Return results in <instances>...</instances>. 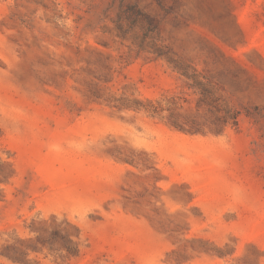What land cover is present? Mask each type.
<instances>
[{
    "label": "rangeland",
    "instance_id": "1",
    "mask_svg": "<svg viewBox=\"0 0 264 264\" xmlns=\"http://www.w3.org/2000/svg\"><path fill=\"white\" fill-rule=\"evenodd\" d=\"M121 2L156 19L159 44L239 112L236 129L209 131L192 82L117 39ZM94 92L175 98L205 132ZM7 245L23 264H264V0H0V264H21Z\"/></svg>",
    "mask_w": 264,
    "mask_h": 264
},
{
    "label": "trees",
    "instance_id": "2",
    "mask_svg": "<svg viewBox=\"0 0 264 264\" xmlns=\"http://www.w3.org/2000/svg\"><path fill=\"white\" fill-rule=\"evenodd\" d=\"M115 31L116 37L121 43H127L129 49H135L137 54H147L152 56L154 60H164L173 71L192 83L188 86L193 90V93L198 96L196 108L206 107L207 111L214 116L215 127L209 131L213 133H222L227 127L236 129L238 127L239 112L232 111L226 106L218 104L216 98V88L206 86L198 80L196 74H189L187 68H182V65L174 60L173 54L167 46L159 44L160 38L157 36L158 28L156 19L142 12L136 5L124 6L122 2L119 5V10L116 16ZM93 101L105 103L110 108L120 110H132L134 112H145L151 117H159L164 120L168 127L181 131L183 133L198 134L205 132V125L197 121L181 122L178 120L179 114L176 113L177 106L175 98H170L166 108H162L159 102L146 101L143 103L138 100H129L127 98L109 97L102 99L97 93L91 94ZM169 112L168 116H161L162 112ZM217 129V130H216ZM122 161L127 162L123 159ZM47 230L45 233L48 240L51 242L60 241L61 251L64 252L66 258H75L79 255L78 246L69 238H65L60 234L59 226L55 221L52 224L43 222ZM31 231H36L34 223L31 226ZM49 230V231H48ZM2 256L13 262L23 264L25 252L18 249L16 245H7L4 247Z\"/></svg>",
    "mask_w": 264,
    "mask_h": 264
}]
</instances>
